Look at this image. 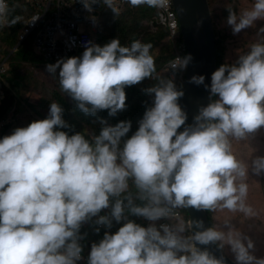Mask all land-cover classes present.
<instances>
[{
	"label": "clouds",
	"instance_id": "9594fccd",
	"mask_svg": "<svg viewBox=\"0 0 264 264\" xmlns=\"http://www.w3.org/2000/svg\"><path fill=\"white\" fill-rule=\"evenodd\" d=\"M128 1L158 9L148 31L169 30L174 57L154 78L144 33L97 43L102 12L118 15ZM169 2L176 29L161 20L168 0H0V264H225L200 247L219 245L223 232L194 221L191 235L187 210L185 237L174 222L180 208L251 213L248 169L229 138L264 126V0L227 9L233 35L256 26L261 39L235 61L217 60L210 85L190 78L210 93L192 123L179 103L192 57ZM30 52L35 61L24 59ZM145 79L152 103L129 136L131 120L110 124L101 111L126 110V87ZM252 166L264 172V156ZM228 243L236 264H264L251 240Z\"/></svg>",
	"mask_w": 264,
	"mask_h": 264
},
{
	"label": "trees",
	"instance_id": "16d2710c",
	"mask_svg": "<svg viewBox=\"0 0 264 264\" xmlns=\"http://www.w3.org/2000/svg\"><path fill=\"white\" fill-rule=\"evenodd\" d=\"M211 11H212V20L215 27L216 33V47H217V60L218 67L221 64L226 62H232L233 60L227 57V50L232 42H235L237 38H245L246 35L257 34L255 28L245 30L243 33L233 35L231 28L226 24V18L228 16V8L236 11L239 14L240 11L245 8L251 7L253 0H209ZM158 9L154 7H149L147 5L140 6H132L129 1L124 5L122 11L119 12L118 15H115L112 10L105 9L102 12L99 24V32H98V40L97 43L100 45L105 44L115 37H119L121 44L129 45L133 40H138L141 33L145 35V43L151 44V54L155 59L156 70L153 73L152 78L159 75L162 67L172 60L174 57V48L172 42L169 40V30L167 27L158 25L157 30L155 32H150L147 30L148 22L155 17ZM260 24H264V21H258L257 26ZM11 29L17 30L16 27ZM180 41L182 40V36H180ZM261 39V36L258 38H254L249 41V44H244L245 52L248 50L249 46L253 42H257ZM247 40V39H246ZM25 60L35 61L37 58L33 56L30 52V55L24 56ZM38 72L42 71L44 67L41 63H36ZM151 78V79H152ZM150 79H145L141 84H137L131 87H126V110L119 112L116 116L110 117L108 116L107 111H101L102 117L106 118L108 123L115 124L119 120L129 119L132 122V128L129 132V136L137 129L136 121L137 118L143 115L146 107L150 106L152 103V98L146 95L142 89L143 83L147 82ZM3 111L0 114V120L2 119L1 115H4ZM87 123H93L91 120H83L82 125ZM250 137L253 145H258L261 147L260 157L264 156V135L261 137V133L258 131H254L252 133L246 134V138ZM260 178V186L262 196L264 198V172L259 175ZM130 191L135 196L136 190L134 187H130ZM138 204L143 202L136 200ZM184 213L185 219V231L187 234L189 232V226L187 223L188 213L185 208H180ZM106 212L108 210H105ZM208 216L210 219L211 227L218 229V222L220 219H215V209L207 210ZM130 219H134L137 223L143 224L144 218L141 217H129ZM222 250L227 252L231 257L235 259V255L231 248L225 243L223 240L218 241Z\"/></svg>",
	"mask_w": 264,
	"mask_h": 264
},
{
	"label": "water",
	"instance_id": "95a60500",
	"mask_svg": "<svg viewBox=\"0 0 264 264\" xmlns=\"http://www.w3.org/2000/svg\"><path fill=\"white\" fill-rule=\"evenodd\" d=\"M172 1L179 13L180 30L187 46V55L190 54L192 57L187 66L184 95L179 101L187 113V123H192L199 108L209 102L210 93L204 85L191 83L190 78L193 75H204L205 84L210 85L211 74L217 66L216 35L208 0ZM186 210L190 217L191 235L199 230L194 221H202L204 228L211 227L207 210L195 208ZM200 247L206 248L210 254L225 261V264H236L233 258L221 250L217 242Z\"/></svg>",
	"mask_w": 264,
	"mask_h": 264
},
{
	"label": "rangeland",
	"instance_id": "374dc122",
	"mask_svg": "<svg viewBox=\"0 0 264 264\" xmlns=\"http://www.w3.org/2000/svg\"><path fill=\"white\" fill-rule=\"evenodd\" d=\"M257 31V28H255ZM243 33V32H241ZM262 34H249L245 38H237L235 42L229 45L227 50V57L233 61L237 56L243 52L244 44H249V41L254 38L260 37ZM247 39V40H246ZM159 81V78L155 80H150L147 86L156 84ZM256 131L261 133V137L264 135V126L258 128ZM230 143L232 151L248 169V175L245 178L244 182L248 185V193L245 198V204L250 207L251 213L245 215L242 212H229L224 209H215V219H220L218 222L219 231L223 232L225 239L223 241L228 244L231 248V245L228 243L229 236H237L244 240V243L247 244L248 240L252 241L253 247L249 250L250 253L256 258H264V198L261 192L260 178L259 175H256L253 172L252 161L261 154V147L258 145H253L252 141L248 135L246 138H232L230 137ZM185 225L184 214L182 218L175 220L174 226ZM185 237V233H181ZM232 250V249H231ZM255 264V261H253Z\"/></svg>",
	"mask_w": 264,
	"mask_h": 264
},
{
	"label": "built area",
	"instance_id": "2783aa9c",
	"mask_svg": "<svg viewBox=\"0 0 264 264\" xmlns=\"http://www.w3.org/2000/svg\"><path fill=\"white\" fill-rule=\"evenodd\" d=\"M161 20L169 23L173 29H176L179 26L178 19H176V14L172 9L171 2H169V0L167 6L162 8ZM162 224L169 225L167 222H163Z\"/></svg>",
	"mask_w": 264,
	"mask_h": 264
}]
</instances>
